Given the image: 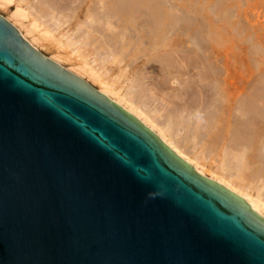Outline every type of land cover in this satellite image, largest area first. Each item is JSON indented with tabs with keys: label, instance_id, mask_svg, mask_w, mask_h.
I'll use <instances>...</instances> for the list:
<instances>
[{
	"label": "water",
	"instance_id": "95a60500",
	"mask_svg": "<svg viewBox=\"0 0 264 264\" xmlns=\"http://www.w3.org/2000/svg\"><path fill=\"white\" fill-rule=\"evenodd\" d=\"M0 264H264V220L0 15Z\"/></svg>",
	"mask_w": 264,
	"mask_h": 264
},
{
	"label": "bare ground",
	"instance_id": "6f19581e",
	"mask_svg": "<svg viewBox=\"0 0 264 264\" xmlns=\"http://www.w3.org/2000/svg\"><path fill=\"white\" fill-rule=\"evenodd\" d=\"M202 1L198 8L191 0H0V9L13 5L3 18L33 49H54L59 67L73 62L67 73L96 84L194 172L263 219L264 73L255 74L254 55L264 63V43L236 15L243 0ZM228 26L252 44L246 76L225 39Z\"/></svg>",
	"mask_w": 264,
	"mask_h": 264
},
{
	"label": "rangeland",
	"instance_id": "374dc122",
	"mask_svg": "<svg viewBox=\"0 0 264 264\" xmlns=\"http://www.w3.org/2000/svg\"><path fill=\"white\" fill-rule=\"evenodd\" d=\"M192 2L194 1L195 2V0H191ZM208 1H210V2H208ZM244 2V5H243V3H242V5L239 7V9H237L238 10V12L236 13V15L238 16L239 15V17L240 18H242L243 19V21H244V23H245V25H246V27H247V31H246V29H245V32H247V33H249V34H253L252 36H253V39L255 38V41L256 42H258V40L257 39H259V41L260 42H262V44L264 43V0H243ZM196 3L197 2H195V4H193L194 6H196ZM204 3V4H203ZM208 3H209V5H211L212 3H213V5H214V3H215V1L214 0H204V1H202L201 2V5H205L204 7H206V6H208ZM176 4H179L180 5V2H176ZM198 4V3H197ZM197 7L199 8L200 7V4H198L197 5ZM196 7V8H197ZM247 8V9H246ZM9 10L8 11H3V10H1L0 9V15L2 16V17H4V18H9L11 15V13L15 10V8H14V6L13 5H10L9 6V8H8ZM206 9V8H205ZM240 10V11H239ZM10 11V12H9ZM12 11V12H11ZM200 11H201V13H205L206 11H204V10H201L200 9ZM203 11V12H202ZM242 11V12H241ZM10 13V14H9ZM8 14H9V16H8ZM207 14V13H206ZM241 14V15H240ZM243 14V15H242ZM208 15V14H207ZM11 19V18H10ZM236 19V18H235ZM234 19V20H235ZM233 20V21H234ZM26 23H24V24H27V20L25 21ZM10 23V22H9ZM15 27V26H14ZM16 28V27H15ZM230 27L228 26L227 27V29L226 30H228L229 31V35H228V33H227V35H228V37L227 38H229V39H227V38H225L226 39V41L228 42V43H231L233 46H236L235 48H236V50H237V52H238V54H239V56H240V59H241V69H240V71H241V73H243V75H245L246 76V74L248 73V72H251V68L249 67V60L252 58H254L253 56H251V55H253V54H251V50L249 51V49H251V46H250V44L251 43H249V41H247V42H244V41H246V40H244V39H246L245 38V35H243L244 34V32L243 31H241L242 32V35L244 36V37H241L242 35H240L241 33H239V34H236V33H238V32H240L239 31V28L238 29H233L232 27L229 29ZM231 29H233V30H235V32H233V30H231ZM21 30H24L23 28L21 29ZM249 30H251L250 32H248ZM260 30V31H259ZM262 30V31H261ZM227 31V32H228ZM260 32V33H259ZM238 37H237V36ZM256 36V37H255ZM27 38L28 39H31V37L29 36H27ZM257 38V39H256ZM241 41V43H239ZM252 42V41H251ZM253 43V42H252ZM34 44H36L35 46H36V50L39 52V53H41V55H44V56H46V58L47 59H49L50 61H52V59H54L55 58V51H54V49H49V48H47L46 46H43L41 43H34ZM42 45V46H40V45ZM39 45V46H38ZM252 45V44H251ZM264 45V44H263ZM250 46V48H248ZM34 48V47H33ZM246 49V50H245ZM241 51V52H240ZM250 52V53H249ZM231 50L230 49H228V50H226V51H224V54L226 55L225 57H226V59H227V66H229V70H231V64H232V55H231ZM248 54V55H247ZM255 57L256 56H258V58L256 57V58H254V61H255V59H258V60H256L257 62L258 61H260V64H257V67H256V69H255V74H260V73H264V63H263V57L261 56L260 57V55L259 54H255L254 55ZM141 57V58H140ZM249 57H251L250 59H249ZM260 57V58H259ZM135 58H137V59H135ZM262 58V59H261ZM133 59H135V62H134V64H136V65H138V66H140L141 65V62H142V54L141 53H137L136 54V56L133 58ZM262 60V62H261V60ZM128 60V59H127ZM229 61H230V63H229ZM251 61V60H250ZM255 61V62H256ZM61 63H62V65L63 66H61V68L62 69H64L65 71H67L68 72V68H70L71 69V67L73 66V62H69V63H71V64H69L68 62H63V61H60ZM129 62H131V61H129ZM256 62V63H257ZM72 65V66H71ZM247 67H248V69H247ZM260 67V68H259ZM250 68V69H249ZM248 70V71H247ZM262 70V71H261ZM257 71V72H256ZM69 73H70V71H69ZM81 79V78H80ZM82 81L83 82H85L86 84H88V86H90L91 88H93V89H95L98 93H100L101 95H103L101 92H99V90L97 89L98 88V86L96 85V84H94V83H91L90 81H88V80H86L85 78H83L82 79ZM169 88H172V89H176V88H179L178 87V85H176V84H170L169 85ZM103 96H105V95H103ZM106 97V96H105ZM107 99H109L108 97H106ZM110 100V99H109ZM111 101V100H110ZM111 102H113V101H111ZM113 103H115V102H113ZM115 104H117V105H119L121 108H123L120 104H118V103H115ZM146 127V126H145ZM148 129V128H147ZM151 131V130H150ZM153 132V131H152ZM154 133V132H153ZM155 134V133H154ZM155 135H157V134H155ZM158 137V136H157ZM159 138V137H158ZM160 139V138H159ZM161 140V139H160ZM162 142V141H161ZM163 143V142H162ZM164 144V143H163ZM169 148V147H168ZM170 149V148H169ZM204 177H206V176H204ZM206 178H208V177H206ZM208 179H210V178H208ZM211 180V179H210ZM213 181V180H212ZM220 185V184H219ZM225 188V187H224ZM226 189V188H225ZM227 190V189H226ZM229 191V190H228ZM232 193V192H231ZM264 219V218H263Z\"/></svg>",
	"mask_w": 264,
	"mask_h": 264
}]
</instances>
